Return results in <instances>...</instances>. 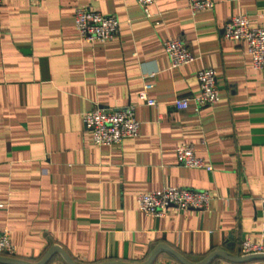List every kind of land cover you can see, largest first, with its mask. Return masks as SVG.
<instances>
[{
    "label": "crops",
    "instance_id": "crops-1",
    "mask_svg": "<svg viewBox=\"0 0 264 264\" xmlns=\"http://www.w3.org/2000/svg\"><path fill=\"white\" fill-rule=\"evenodd\" d=\"M84 7L119 21L116 35L88 42L73 27ZM144 18L134 0H0V256L39 264L60 248L74 264H264L238 244L264 241V77L244 45L222 36L231 16L264 25V0H213L191 13L185 0H155ZM182 41L193 60L168 67L162 42ZM215 72L217 100L176 110L197 93L195 73ZM143 77L155 106L141 104ZM134 106L138 132L96 146L82 124L94 107ZM191 145L204 168L177 163ZM172 186L204 190V211L139 212L140 193ZM163 246V247H162ZM0 264H7L0 262ZM43 264H67L52 252Z\"/></svg>",
    "mask_w": 264,
    "mask_h": 264
},
{
    "label": "built area",
    "instance_id": "built-area-1",
    "mask_svg": "<svg viewBox=\"0 0 264 264\" xmlns=\"http://www.w3.org/2000/svg\"><path fill=\"white\" fill-rule=\"evenodd\" d=\"M144 18H149V6L155 0H134ZM187 9L194 13L210 10L213 0H185ZM119 21L114 15H103L84 7H76L73 11V27L82 40L93 42L113 38L118 30ZM222 36L227 40L244 45L245 54L249 57L251 67L261 72L264 77V25L249 27L246 15L231 16L222 26ZM162 49L167 58L170 69L188 64L193 60L190 50L177 38H170L162 42ZM197 93L191 96L176 97L172 106L176 110L187 108L191 102L193 110L212 105L217 100L215 72L211 68H200L195 73ZM153 84L146 77L137 100L147 106H155V101L148 97V90ZM82 124L89 132L91 141L96 146L117 144L125 138H133L138 132V121L135 118L134 106L128 104L118 109H101L94 107L82 117ZM177 163L186 168H204L210 170L194 156L191 145L177 146L174 149ZM208 192L166 186L151 192L140 193L135 198V205L139 212L147 216L161 217L167 207L183 211L188 209L204 211L209 200ZM264 209V199L261 201ZM240 256H264V241L252 243L244 239L238 244ZM14 248L7 234L0 232V256H12Z\"/></svg>",
    "mask_w": 264,
    "mask_h": 264
},
{
    "label": "water",
    "instance_id": "water-1",
    "mask_svg": "<svg viewBox=\"0 0 264 264\" xmlns=\"http://www.w3.org/2000/svg\"><path fill=\"white\" fill-rule=\"evenodd\" d=\"M163 247V246H162ZM159 248L156 247L155 249L152 250V252L150 253L149 257L147 258V260H145V262L141 263V264H150V262L152 261L154 255H155V252L157 251V249ZM166 250H168L173 256H175L179 261H181L182 263L184 264H189L187 262H185L182 258H180L177 254H175L174 252H172L171 250H169L168 248H165ZM52 252H58L61 257L65 260V262L67 264H74L73 262H71L67 256L65 255V253L58 247H55V246H52L50 247L47 252L45 253L44 257L42 258V260L39 262V264H43L44 261L49 257V255L52 253ZM214 255H220V256H223L225 258H229V259H235V258H231V257H228L226 256L225 254H223L222 252L220 251H215L211 254H209L201 263L199 264H206ZM247 257H263L262 255H251V256H247ZM0 262H5L7 264H24V263H21V262H16V261H12V260H7V259H4L2 257H0ZM102 264H123V263H116V262H106V263H102Z\"/></svg>",
    "mask_w": 264,
    "mask_h": 264
}]
</instances>
